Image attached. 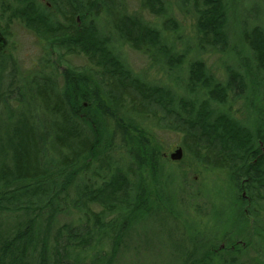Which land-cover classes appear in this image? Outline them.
<instances>
[{
  "label": "trees",
  "instance_id": "trees-1",
  "mask_svg": "<svg viewBox=\"0 0 264 264\" xmlns=\"http://www.w3.org/2000/svg\"><path fill=\"white\" fill-rule=\"evenodd\" d=\"M47 1L48 5L42 0H0L3 35H9V24H23L43 52L41 67L28 80L11 67L6 84L2 71L14 58L0 52V264H112L138 222L148 226L162 215L161 204L151 208L148 202L151 195L157 201L162 196L159 177L169 161L160 155L162 145L152 136L150 123H175L171 127L182 133L188 159L184 156L180 163L186 162L177 167V190L183 192L191 183L192 166L225 169L232 181L244 174L254 182L253 188H264V118H258L261 124L254 118L244 121L235 117L231 105L225 107V89L242 98L264 85L261 25L248 30L238 26L237 42L236 35L228 40L227 1L194 0L198 44H210L235 60L225 80L217 79L201 59L191 61L183 81L191 94L176 97L166 85L144 81L118 52L126 44L153 63L164 56L173 70L179 69L186 55L173 52L156 20L128 11L126 0ZM137 1L154 19L172 20L166 0ZM99 19L108 22L113 33L104 35ZM73 55L84 63L73 65ZM235 65L245 71L235 72ZM200 90L202 99L195 95ZM213 103L219 106L211 108ZM115 139L119 142L114 144ZM119 148L129 158L126 167L112 165L109 151ZM114 161L124 160L120 155ZM236 198V203L227 201L223 220H216L220 239L211 241L204 252L185 255L179 264H215L210 263L212 250L222 243L216 264H243L241 256L228 252L230 245L240 254L254 250L251 264H264V247L257 246V241L264 243V207L251 197V215L243 218L242 201ZM96 206L98 211L92 209ZM75 212L80 213L76 222H59ZM177 213L179 217L178 209ZM253 220L259 236L248 239ZM233 226L240 228L245 244L230 239ZM144 227L137 237L144 236Z\"/></svg>",
  "mask_w": 264,
  "mask_h": 264
},
{
  "label": "rangeland",
  "instance_id": "rangeland-1",
  "mask_svg": "<svg viewBox=\"0 0 264 264\" xmlns=\"http://www.w3.org/2000/svg\"><path fill=\"white\" fill-rule=\"evenodd\" d=\"M168 3V13L172 20L169 19L165 23V16L155 18L147 8H142L137 0H126L128 11L139 13L144 19L157 22V25L163 30L164 39L168 40L167 44L170 45L174 53H184L186 55L185 61L179 69H174L164 56L162 59L155 61L154 63L144 54L130 48L126 44L121 46L120 56L126 61L131 70L139 75L144 81H149L155 84L166 85L173 95L176 97H183L191 94L186 91L184 85V78L187 76L188 65L195 59H201L207 68L211 70L214 76L219 80H225L226 72L233 64L235 58L220 49H215L209 45H199V37L196 32V19L197 13L194 11V0H166ZM228 3V22L227 33L228 40L236 35L237 27L243 29H250L253 26L261 25L264 28V0H226ZM45 5H48L47 0H42ZM168 15V16H169ZM52 16H55V11ZM6 17V16H5ZM168 28H165L164 25ZM4 25V23H2ZM98 25L101 32L104 35L113 33L108 22L99 19ZM7 32L9 35H3L0 29V35L5 38L6 44L0 47V52L5 54H11L14 58V63L7 62V67L2 71V81L6 79L7 73L14 67L17 72H20L23 77L27 78L36 69L41 67L42 50L37 42V37L27 29L23 24L14 22L7 26ZM6 32V33H7ZM179 33L180 37L176 36ZM239 34L236 35L237 42ZM115 41V40H114ZM233 40H231L232 42ZM201 42V41H200ZM118 44L117 41L114 42ZM2 45V44H1ZM252 57H254L252 55ZM244 61V65L251 68L248 63L249 58L245 55L241 56ZM73 65H80L83 60L79 56H71L69 58ZM237 73L245 71L243 67L235 65ZM232 82H234L231 79ZM7 81H4L6 84ZM3 84V85H4ZM22 84V83H20ZM19 84V85H20ZM239 84V81L237 82ZM251 91V90H250ZM247 92L244 97H238L233 95L231 89H225L228 96V102L225 105H231L232 111L236 118L242 120H251L254 118V123L261 124L258 118H264V85H260L256 91ZM198 94V95H197ZM193 95V94H192ZM195 95L199 99H202L201 90ZM208 97H204V99ZM219 105L210 104L211 108H215ZM259 115L255 117L253 114ZM247 115V116H246ZM118 119V118H117ZM264 123V122H263ZM168 122L149 125L152 136L155 140L161 144L160 155L162 158L168 160L167 166L161 173L159 180L161 189H159V200L155 195H151V199L148 202V206L159 207L160 204L163 207L162 215L159 213L154 218V222L150 221L148 226L138 222L133 230L128 232V236L122 242V248L118 251L116 256L112 260V264H179L185 255L191 254L199 250L198 252H204L207 245L214 240H219L221 237V228L216 225V220L221 218V212L226 208L228 200L240 202V208L243 211V218L248 214L251 215V197L253 203H256L264 207V188L255 189L252 187L254 184L249 177L244 174L235 176L232 181L226 176V170L221 171L190 167L188 171V177L191 179V183L184 186L183 192L177 190L180 181V170L177 169L178 165H182L186 161L180 163V160H171L169 155L180 148L183 151V157L188 159V156L184 155L182 146V133L176 131ZM48 134V132H46ZM119 140L115 139L113 142L118 143ZM121 144V143H120ZM263 142L260 143L262 151L264 152ZM121 146V145H119ZM114 152V151H113ZM109 151L110 159L117 160L121 158L124 161H119V164L112 160V165H121L126 167L129 158L125 155L123 148L117 149L113 153ZM182 157V159H183ZM181 159V160H182ZM208 165L207 163L203 162ZM237 164V162H235ZM235 164V165H236ZM241 168V164L237 166ZM228 172V171H227ZM106 171L101 172L103 176L107 175ZM219 185V186H218ZM61 193V197H63ZM239 194V195H238ZM162 198V199H161ZM174 198V200H173ZM67 199V197H66ZM175 200H181L176 202ZM93 204H89V208ZM98 211L100 208H92ZM177 209L181 215L178 217ZM80 214V213H79ZM76 212L70 217L58 219L59 222L75 221L79 217ZM219 214V215H218ZM219 216V217H218ZM250 217V216H249ZM223 220V219H222ZM233 221L229 219L227 224L231 226ZM145 226L144 236L137 237V231L143 230ZM201 225V226H199ZM228 226V227H229ZM255 221L250 224V232L245 235L248 239H255L259 235H256L254 229H257ZM254 230V231H253ZM258 230V229H257ZM232 231L235 235H232L231 240L241 245L245 242L240 240L241 230L237 226L232 227ZM231 231V232H232ZM139 232V231H138ZM246 233V232H245ZM230 235V233H226ZM256 241V240H255ZM108 239L104 237L102 243L104 249H109ZM224 243L218 248H213L212 258L210 263L216 264L220 262L219 252L222 251ZM257 246L262 249L264 243L257 241ZM244 247V246H243ZM234 245H230L228 252L236 253L243 259V264H251L255 260V251L248 250L242 252L236 249ZM224 250V249H223ZM198 253V254H200ZM225 256V253H222ZM182 259V260H181ZM208 259V258H207ZM249 261V262H247ZM207 264V262L205 263Z\"/></svg>",
  "mask_w": 264,
  "mask_h": 264
},
{
  "label": "water",
  "instance_id": "water-1",
  "mask_svg": "<svg viewBox=\"0 0 264 264\" xmlns=\"http://www.w3.org/2000/svg\"><path fill=\"white\" fill-rule=\"evenodd\" d=\"M0 42L2 44V45L0 44V47L5 45V42L3 41L1 35H0ZM181 156H182V151L180 148H178V149H176L175 152H173L172 154L169 155V158L171 160H179L181 158Z\"/></svg>",
  "mask_w": 264,
  "mask_h": 264
},
{
  "label": "bare ground",
  "instance_id": "bare-ground-1",
  "mask_svg": "<svg viewBox=\"0 0 264 264\" xmlns=\"http://www.w3.org/2000/svg\"><path fill=\"white\" fill-rule=\"evenodd\" d=\"M1 37L5 40V38L1 35Z\"/></svg>",
  "mask_w": 264,
  "mask_h": 264
}]
</instances>
